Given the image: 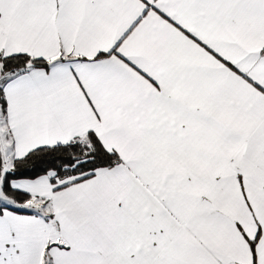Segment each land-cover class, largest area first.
I'll use <instances>...</instances> for the list:
<instances>
[{
  "label": "snow or ice",
  "instance_id": "obj_1",
  "mask_svg": "<svg viewBox=\"0 0 264 264\" xmlns=\"http://www.w3.org/2000/svg\"><path fill=\"white\" fill-rule=\"evenodd\" d=\"M0 264H264V0H0Z\"/></svg>",
  "mask_w": 264,
  "mask_h": 264
}]
</instances>
